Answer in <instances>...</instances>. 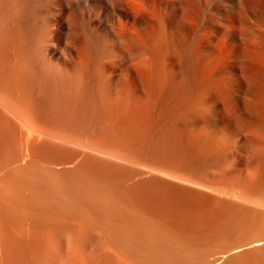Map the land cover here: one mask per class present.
<instances>
[{
	"label": "bare ground",
	"instance_id": "1",
	"mask_svg": "<svg viewBox=\"0 0 264 264\" xmlns=\"http://www.w3.org/2000/svg\"><path fill=\"white\" fill-rule=\"evenodd\" d=\"M192 1L0 0V264H236L264 249L261 237L194 255L205 240L163 238L127 186L152 173L194 180L205 164H226L229 122L214 132L192 116L222 84L248 108L243 132L258 146L244 175L215 184L264 203V15H208L211 2ZM236 71L250 90L233 87ZM26 226L35 229L22 234ZM84 241L120 255L86 257ZM16 243H42L46 254L23 256ZM16 247L22 255L10 254Z\"/></svg>",
	"mask_w": 264,
	"mask_h": 264
},
{
	"label": "rangeland",
	"instance_id": "2",
	"mask_svg": "<svg viewBox=\"0 0 264 264\" xmlns=\"http://www.w3.org/2000/svg\"><path fill=\"white\" fill-rule=\"evenodd\" d=\"M194 1L197 3L200 0H194ZM194 1H192V3ZM207 1L209 3L211 2L209 4L210 8H209L208 15H217V14L218 15H236V14L237 15H252V14L253 15H264V0H255V1L254 0H249V1L248 0H238V1L237 0H218V1L215 0L217 2L216 4H218V3L222 4L221 5V7L223 6L222 10H221V8L218 7L219 4L215 5V6L213 5L214 0H207ZM223 1H224V3H223ZM197 4H199V3H197ZM200 4H201V1H200ZM249 7H250V9H249ZM210 11H213V12H210ZM240 28L237 29L238 32H240L242 35H244L246 30H247V28L245 26H243L241 29ZM236 72L233 74V76H230V78L232 79V83L234 85L233 87H235V89H238L237 85L242 83L241 86H242V90L244 92L247 91V90H250V88H249V87H251L250 86V82L248 80L244 79V76H241L239 71H236ZM244 80L248 81V82H245ZM216 87H217L216 88L217 91L216 92L214 91L212 93L213 95H211L212 100H211V97H210V100L207 101V104L211 103V101H212V104L208 105L209 109L210 110L212 109V110L210 111L207 108L209 110L208 111V110H205L206 108L203 109V108L200 107L202 110L200 108H199V110H201L200 112H203L202 113L203 115L201 114V115L198 116L197 112H199V110H195L196 113L194 111L195 114H193L192 116L195 115L193 117L194 118L193 120H194V122L197 121L198 126H202L203 125V127H205L207 130L210 129L211 131H213L214 128H215L217 132H218V130L220 128H221L220 130H225L227 127L224 124H227V121L229 122L228 123V125H230L228 127L229 131L230 132L234 131L235 134H232V141L233 142H232L231 145L228 146L229 148L232 146V148L228 149V147H227V149L224 151L225 153L221 157V160H223V161L225 160L224 162H226L227 165L223 164L225 166L224 167L219 162H218L217 165H216V163L215 164L213 163L214 164V166H213L214 168H213L211 166V165H213L212 163H210V165L208 164V166H206V164H205L204 169H203L204 171H199L200 173L203 172L204 175L200 174V176H201L200 177L199 175L194 173V175H195L194 177H196V179L194 178V180H192V179H190V180H184L183 179L182 180V179L170 177V176L165 175V174L152 173V174H150L148 176L149 178L146 177L144 179L145 181L144 180H143L144 182L141 181V184H139V185H138L139 182L138 183L135 182V183H137V185H136L134 182L132 183L131 181H129V182L131 184H135V186L134 185L132 186L129 182L128 183L131 186L127 185L128 189H129V187H131L130 189H132L133 193L136 191L134 193L135 194L134 195L132 193V191H130V189H129V191L131 192V194H132V196L134 198H137L140 195H141V197L143 196L142 197L143 199L141 197L136 199V203H139V205L138 204H136V205H138V207H139L142 204L143 207L140 206V209L144 208L143 211L145 210V212H144L145 215L146 214L148 215V217L146 216V218H148V219L151 218L152 219V220L150 219L151 222L148 220V222H150L149 224L151 225L152 229H154V227L156 225H159L158 226V230L162 229V230L165 231V233L163 234L164 237L162 235L163 232L161 233V231H160L159 234H161L162 236L158 234L159 236H161L163 238H166V237H168L170 235L169 237L172 238V234H173L174 237L176 235V238L179 237L178 238L179 240L181 238L182 240H180V241H182V243H185V245H187V246L190 243H193L195 240H196L195 242H197V243L200 240L202 241L201 243H203L204 240L207 241L209 239L208 242L204 241L203 249L206 248L205 251H208V253L210 252V255L207 254V252H205L203 249L199 248L200 245L202 246V244H199V247L197 245L196 247H198V248L194 247L195 250H193V251L190 248H187L188 249L187 251H189V249H190V251H192L194 253V255H196L200 251L201 253H198V255L199 256L201 255V257H205L206 260H207V258H209L211 256L212 252H216L217 251V250H214L215 248H220L222 250L223 248H225L224 245L225 246L230 245L231 247L234 246V245L238 246L239 244H242L243 242L244 243L245 242L247 243V241L248 242L249 241L250 242H255V241L259 240L261 237L264 238V230H263L264 228L262 226L263 223L261 222V220L264 219V217H263L264 216V203H262V202L261 203L260 202H251V201H248V200H243L242 201V199L233 197L232 196V192L230 193V190H229L228 187L225 188L226 186H224V185L222 187V185H221L222 182H220L219 186L216 185V184H219L217 182H219L222 178H223L222 180L224 181L228 176H230V177L232 176L233 177L235 174L236 175H239V174L241 175V173H242V175H244L246 173V171H248V169L250 167L249 166L250 162L253 160V158L256 159L255 157L257 155L255 154L256 153L255 149L258 146V143H257L256 139L251 134L246 132V134L248 133L246 135L243 132V131H246V130H244L245 129L244 128L245 127V123H243V122H245V119L248 116L247 115L248 114V108L245 109V107H246L245 105H242V106L241 105H237V106H235L233 104V100H231V99H229L227 97V96L230 97V95H232V94H229L230 92L228 90L226 91L225 89H223L224 87H222V84H221V87H218V86H216ZM244 87H245V89H244ZM219 90H221L222 92L219 91ZM243 91H241L240 93L237 92V96L238 95L240 96L243 93ZM243 106H245L244 109H243ZM224 107L225 108L227 107V108L225 109ZM231 108H233L234 111H236V112L238 111V112L236 113V112L232 111ZM245 110H246V112H244ZM239 111H241V112H239ZM204 112H205V114H204ZM227 113H229V114H227ZM206 114H207V116H206ZM226 115H227V117H225ZM208 116H209V118H207ZM237 116L240 117L242 122H241V120L239 118H236ZM224 117L227 118V119H225ZM239 120H240L241 123L238 122ZM195 124H196V122H195ZM223 125H224L225 129L223 128ZM237 127H239V128H237ZM238 130H239V132H238ZM216 131L214 130V132H216ZM253 140H255V142H253ZM230 161H231V163H230ZM219 164L221 165V167H223L222 170H221V167H220ZM226 166H229L228 167L229 170L227 169L228 172L226 171V168H227ZM207 167H210V168H207ZM246 167H247V170H246ZM230 168L232 170H230ZM218 169H220V170H218ZM205 171H208V172H205ZM222 171L224 173H221ZM222 175H223V177H222ZM225 175H226V178H225ZM263 177H264V174H263ZM201 180H204L205 183L203 181H201ZM208 181H209V183H208ZM215 182H216V184H215ZM212 183H213V185H212ZM261 184H263V183H261ZM211 187H212L213 190L211 189ZM259 188H258V191L259 190L263 191V189H264V187H261L263 189H261V188L259 189ZM139 192H141V193H139ZM263 193H264V191H263ZM230 194H231V196H230ZM137 200H138V202H137ZM134 201H135V199H134ZM139 201H141V202H139ZM235 206H238V207L240 206L239 209L242 208V206H243V208H242V210L244 211L243 214L240 211L235 212V211H237L236 209H238V207H235ZM247 207H249V209L252 210V212H249L250 210ZM233 209L235 210L234 211L235 216H234V213L232 215L230 213ZM247 210H249V211H247ZM247 212H249L250 214L247 213ZM253 213H255V215ZM244 214H246V215L242 216ZM251 215L255 216V217H252ZM246 216L248 218L249 217L250 218L248 219ZM238 217H239V219H238ZM245 218H247V219H245ZM153 220H154V222H152ZM228 221H230V222H228ZM152 223H154L155 226L152 225ZM27 226H29V225H27ZM27 226H26V229H24L25 226L23 227V230L21 229L22 232L24 231V233H22V234L26 235L28 233H32L33 229H35V228L31 227V226H30L31 228L27 227ZM235 226H237V227L235 228ZM261 226H262L263 229H261ZM166 227L168 229H165ZM27 229L29 231L31 229L32 230L29 232ZM36 229H38V228H36ZM155 229H156V231H158L156 227H155ZM38 230H40V229H38ZM169 230L170 231H174V232L170 233ZM167 231H168V233H167ZM215 235L218 236V237H216ZM18 237H19V235H18ZM20 238L21 237H19V239ZM59 239H61V238L58 236L57 240H59ZM17 240H18V238H17ZM62 240L57 241V244H56V246L57 245L59 246V247L57 246V248H58L57 252L60 251L58 253L59 255L60 254L64 255L65 253H67V252L63 253L62 250H59V249H62V247H63V250H64V247L66 246V245L63 246L65 243ZM187 240H188V242H187ZM18 241L20 242V240H18ZM19 242H17V243L19 244ZM59 242H61L60 245H59ZM84 242H83L84 246L82 245L83 248H82L81 244H80V246L78 248H79V252H82L81 248L83 249L84 252L86 250L85 253H87V254H85L84 252H83L84 254L81 253V254L85 255L86 257H87L88 254H90L92 257H93V254H95L94 255L95 257L98 256V255L99 256L106 255L107 252H108V254H110L111 249H108L110 247L109 245H108V248H107L106 246H104V244H100L98 242H96V246H95V243H94L95 241H92L93 243L90 242L91 244H93V246L90 243H88L87 241L85 242V244H86L85 245ZM17 243L15 245H18ZM87 243H88V245L90 244L89 247L87 246ZM205 244H206V246H205ZM15 245H13L12 247H15ZM20 245H18V247H20ZM22 245L25 246L26 244L22 243ZM22 245H21L20 249L23 250V252H24L23 256H26V255L27 256L28 255L31 256V254L33 256H34V254H37L35 256H38V254L42 255V253L46 254V252H43L45 250L43 248L42 243H41L42 246L38 245V244L34 245L35 247L36 246L37 247L40 246L39 247L40 250L38 248L37 249H33L34 246L33 247L31 246V248H29L30 245H28L29 247H27V245H26V247L23 248ZM208 245H209L210 249L208 248ZM91 246H92V248H91ZM212 246L214 247V249H212L213 248ZM18 247H16L17 249L10 248L9 249L10 250V254H12V255L14 254L15 255L17 252L19 253L20 249H18ZM101 247H105V249L101 248ZM89 248H90V250H89ZM11 249L14 250L15 252L12 251ZM106 249H108V250H106ZM220 249H218V251ZM28 250L29 251L32 250V251L29 252ZM87 250H89L90 252H88ZM202 250H203L204 253L207 254V256H206V254L202 253ZM36 251H37V253H36ZM65 251H67V250L65 249ZM115 251H116V254H119V252H120V251L117 252V249H116V250L113 251L114 254H115ZM190 251H189V253L192 254ZM194 251H196V254H195ZM11 252H13V253H11ZM23 252L20 251V254L22 255ZM38 252H40V253H38ZM260 252L256 254L257 256L254 255L253 258H252V254H246L247 257H246V255H244L245 257L244 256L243 257L246 258V262H249L250 259L251 260L254 259L253 260V264H255L256 261L259 262L261 260H263L262 262L264 263V259H263L264 257H261V256L264 255V249L261 250ZM18 253L16 255H18ZM111 253H112V251H111ZM96 254H98V255H96ZM114 254L112 253V255H114ZM258 254H260V255H258ZM90 255L88 257H90ZM242 258H239L238 261L236 260V264H247V263H244L245 259L244 258L242 259ZM259 258L260 259L262 258V259L258 260ZM240 260L241 261L243 260V262L241 263ZM262 262H261V264H263ZM250 264H252V262H250ZM258 264H260V262Z\"/></svg>",
	"mask_w": 264,
	"mask_h": 264
}]
</instances>
